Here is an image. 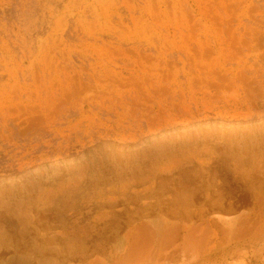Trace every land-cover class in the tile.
I'll return each mask as SVG.
<instances>
[{"label": "rangeland", "instance_id": "374dc122", "mask_svg": "<svg viewBox=\"0 0 264 264\" xmlns=\"http://www.w3.org/2000/svg\"><path fill=\"white\" fill-rule=\"evenodd\" d=\"M264 264V0H0V264Z\"/></svg>", "mask_w": 264, "mask_h": 264}, {"label": "bare ground", "instance_id": "6f19581e", "mask_svg": "<svg viewBox=\"0 0 264 264\" xmlns=\"http://www.w3.org/2000/svg\"><path fill=\"white\" fill-rule=\"evenodd\" d=\"M13 264H16V263H14V262H13ZM18 264H21V263H20V262H18Z\"/></svg>", "mask_w": 264, "mask_h": 264}]
</instances>
